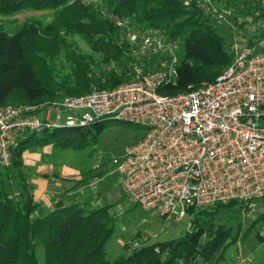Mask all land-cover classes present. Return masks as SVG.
<instances>
[{"label":"trees","instance_id":"16d2710c","mask_svg":"<svg viewBox=\"0 0 264 264\" xmlns=\"http://www.w3.org/2000/svg\"><path fill=\"white\" fill-rule=\"evenodd\" d=\"M99 2V8H95L85 6L82 0H0V16L28 10L54 12L50 24L25 23L13 34L0 23V106L39 105L47 100L83 96L95 88L110 90L132 81V45L113 17L128 20L135 30L163 31L169 41L179 44L178 80L162 87L161 94L186 92L190 85L199 86L202 80L216 76L211 81L214 82L221 70L232 64L227 42L208 23L210 20L198 9L185 8L181 0ZM73 36L83 38L100 61L95 63L93 54L79 52L69 39ZM63 51L71 71L58 80L52 60ZM99 64L104 65L102 69ZM145 66L150 69L148 63ZM105 121L34 133L14 150L12 165L19 173V192L0 188V264H178L190 258H199L204 264L223 262L229 249L224 242L230 233L218 229L212 235L213 229L197 223V219L196 227L178 240L111 260L107 245L117 226L111 213L113 205L89 209L73 203L50 211L43 209L22 170L24 153L46 144L61 151H82L99 142ZM2 170L9 168L0 167V174ZM238 203L246 202L236 200L215 206ZM209 209L202 210L203 214H216ZM196 212L192 209L189 213ZM209 232L213 238L205 245L203 239Z\"/></svg>","mask_w":264,"mask_h":264},{"label":"built area","instance_id":"2783aa9c","mask_svg":"<svg viewBox=\"0 0 264 264\" xmlns=\"http://www.w3.org/2000/svg\"><path fill=\"white\" fill-rule=\"evenodd\" d=\"M181 1L210 21L229 24L217 0ZM113 20L138 47L132 81L48 107L0 106V167L12 166L14 150L31 134L114 120L145 130L124 156L113 159L127 196L144 211L180 221L192 209L264 199V32L234 27L232 64L214 82L164 95L161 88L179 77V44L163 31L135 32L128 20ZM156 57L163 66L146 70ZM141 248L134 242V250Z\"/></svg>","mask_w":264,"mask_h":264},{"label":"rangeland","instance_id":"374dc122","mask_svg":"<svg viewBox=\"0 0 264 264\" xmlns=\"http://www.w3.org/2000/svg\"><path fill=\"white\" fill-rule=\"evenodd\" d=\"M82 2L85 6L93 5L95 8H99L96 2L89 0H82ZM217 2L226 11L229 24L216 21L208 23L225 39L230 53L234 27L247 34L264 32V0H217ZM53 19L54 12L52 11L28 10L15 16H0V23L4 30L13 34L25 23H39L45 26L50 24ZM69 39L79 47V52L93 54L87 42L80 36L69 37ZM136 48L138 47H132L129 52V56L135 61L132 64L137 63V59L140 57ZM93 58L95 63L100 61L99 55L93 54ZM52 62L56 65L58 80L70 74V64L65 51ZM147 63L150 67L149 70H157L163 66L160 58H154ZM103 66L102 64L98 65L101 69ZM224 70L223 68L221 72ZM215 77L210 80L204 79L201 84L210 83ZM67 98L73 97L47 100L40 104L48 107L53 102H64ZM11 105L20 106L23 104ZM105 127L99 142L82 151H61L51 144L29 149L23 155L22 170L29 180L30 178L34 179L41 171L51 177L53 175L56 177L61 175L62 168H68L70 172L67 175L68 181L72 182L71 185L74 189H80L79 195H77L80 198V201L78 200L80 204L89 209L113 205L111 213L116 219L117 226L114 236L107 245L111 260L135 252L134 242H140L144 248L157 243L178 240L196 227L197 219V223L206 224L207 228L213 229L210 231L212 235L218 229L230 233L224 242L225 246H229L224 261L205 264H264V199L241 205L238 203L229 207L218 208L215 206L208 210L216 214L208 212L203 214L202 210H196V213H189L180 221L175 218H162L153 212L144 211L127 196L122 176L113 165V159L124 156L128 148L144 137L145 130L136 124L114 120H106ZM39 137H42L41 134ZM19 180V173L12 165L9 170H2L0 188L18 193ZM63 186L68 187V183H64ZM31 188L33 192L34 187L31 186ZM75 198L77 199V197ZM210 232L203 239L205 245L213 238ZM42 253L43 250L40 248L39 254ZM197 261L198 264H204L199 258Z\"/></svg>","mask_w":264,"mask_h":264},{"label":"crops","instance_id":"0c3cea01","mask_svg":"<svg viewBox=\"0 0 264 264\" xmlns=\"http://www.w3.org/2000/svg\"><path fill=\"white\" fill-rule=\"evenodd\" d=\"M69 173L68 168H62L61 175L51 177L46 172L41 171L34 179L28 180L30 189H32L31 186L34 187V191L31 190V192L35 199L42 204L44 210L50 211L57 206L79 203L80 198L77 195H79L80 189H74L71 185L72 182L68 181L67 175ZM64 183H68V187L63 186Z\"/></svg>","mask_w":264,"mask_h":264}]
</instances>
